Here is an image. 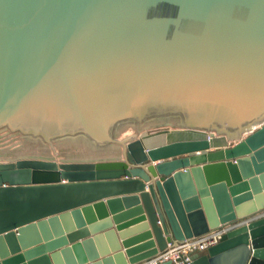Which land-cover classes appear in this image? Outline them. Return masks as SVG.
<instances>
[{
  "label": "water",
  "instance_id": "water-1",
  "mask_svg": "<svg viewBox=\"0 0 264 264\" xmlns=\"http://www.w3.org/2000/svg\"><path fill=\"white\" fill-rule=\"evenodd\" d=\"M122 121L193 122L122 157L0 160V264H145L264 210V0H0V125L106 140ZM189 264H264V214Z\"/></svg>",
  "mask_w": 264,
  "mask_h": 264
},
{
  "label": "rangeland",
  "instance_id": "rangeland-1",
  "mask_svg": "<svg viewBox=\"0 0 264 264\" xmlns=\"http://www.w3.org/2000/svg\"><path fill=\"white\" fill-rule=\"evenodd\" d=\"M193 121L160 123L122 121L111 133V138L95 139L83 128L44 136L21 127H11L8 124L0 125V160L15 159L22 156L50 157L57 160L99 159L105 157H122L123 144L120 139L136 137L143 132H153L161 128L183 127ZM195 123L198 121H194ZM200 127L211 130L220 141L232 144L235 140L248 132L245 128L241 132L223 128L215 122ZM256 124H252L254 128Z\"/></svg>",
  "mask_w": 264,
  "mask_h": 264
},
{
  "label": "built area",
  "instance_id": "built-area-1",
  "mask_svg": "<svg viewBox=\"0 0 264 264\" xmlns=\"http://www.w3.org/2000/svg\"><path fill=\"white\" fill-rule=\"evenodd\" d=\"M256 213L258 214L254 216V213L252 217L245 219V221H239L237 219L227 221L200 235L184 238L181 240H169L167 242V246L164 249L160 250L142 263L153 264L157 261L169 259L173 264H189L195 252L198 250H205L210 245L215 244L219 241L221 235L224 232L248 222L252 218L264 214V210L258 211Z\"/></svg>",
  "mask_w": 264,
  "mask_h": 264
},
{
  "label": "crops",
  "instance_id": "crops-1",
  "mask_svg": "<svg viewBox=\"0 0 264 264\" xmlns=\"http://www.w3.org/2000/svg\"><path fill=\"white\" fill-rule=\"evenodd\" d=\"M238 140V139H237ZM236 141V140H235ZM234 141V142H235ZM227 145H230V144H227ZM121 186H112V188L113 189H119ZM123 188V187H122ZM254 214V213H253ZM253 214L252 215H247V216H244V217H242V218H239V219H237V220H239V221H245V219H247V218H249V217H252L253 216ZM256 214H258V213H255L254 214V216L256 215ZM132 218V217H131ZM131 218H128L127 220H129V221H131ZM130 223V222H129ZM224 223V222H223ZM136 224H138V223H130V225H128V226H126V227H124L123 229H126V228H131V227H134ZM222 224V223H221ZM221 224H219V225H221ZM122 230V229H121ZM130 235H127V237H129V236H133V235H135V234H137L138 233V231H136V230H134V229H131L130 230ZM137 243H140V242H142V241H136ZM121 248L123 249L124 247L121 245ZM206 252H208V248H206L205 250H198L197 252H195V254L194 255H201V253H206ZM113 260V262H115L116 260L115 259H112Z\"/></svg>",
  "mask_w": 264,
  "mask_h": 264
}]
</instances>
